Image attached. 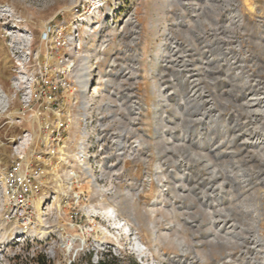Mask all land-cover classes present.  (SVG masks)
<instances>
[{
	"label": "rangeland",
	"instance_id": "374dc122",
	"mask_svg": "<svg viewBox=\"0 0 264 264\" xmlns=\"http://www.w3.org/2000/svg\"><path fill=\"white\" fill-rule=\"evenodd\" d=\"M71 3L0 0V89L13 110L20 103L11 82V44L25 45L29 38L27 44L38 48L45 23L61 19L55 17L60 9L67 20ZM120 21L123 30L112 32L98 64L94 104L109 108L114 133L123 131L121 174L101 186L87 181L90 199L83 211L94 221L82 217L79 229L64 224L62 210L36 215L33 221L59 232L46 245L13 244L17 226L4 222L0 198V264H24L48 245H58L51 264H264L255 240L259 234L264 241V0H123ZM212 53L222 60L207 63ZM193 79L197 97L190 96ZM3 120L0 115V172L14 156L8 138L27 127L8 128ZM187 134L191 139L183 142ZM68 149L73 153L75 144ZM184 169L188 183L181 195ZM226 171L237 183L226 179ZM107 206L131 235L105 232L115 233L103 213ZM215 225L230 226L229 240L221 232L214 238ZM135 236L146 257L132 249ZM67 240L68 250L61 246Z\"/></svg>",
	"mask_w": 264,
	"mask_h": 264
},
{
	"label": "built area",
	"instance_id": "2783aa9c",
	"mask_svg": "<svg viewBox=\"0 0 264 264\" xmlns=\"http://www.w3.org/2000/svg\"><path fill=\"white\" fill-rule=\"evenodd\" d=\"M64 13L58 10L55 17L61 15V19L45 23L38 48L32 49L26 41L11 50L17 109L11 108L10 97L0 89L2 126L27 124L21 134L8 138L14 156L0 172L2 216L4 222L17 226L16 246L56 241L59 232L53 225L33 221L42 210L44 214L52 209L64 211V224L72 229L80 228L82 217L94 221L93 215L83 211L90 199L87 181L101 186L105 179L113 182L122 171L123 131H112L109 108L101 109L94 101L100 83L98 64L112 32L123 30V0H72L67 20ZM99 51L100 56L96 55ZM87 57L92 67L85 72L82 66ZM69 144H75L73 153ZM37 200L42 201L39 211ZM31 232L39 233L40 239ZM69 244L61 246L68 250ZM56 246L48 245L30 259L42 255L51 264Z\"/></svg>",
	"mask_w": 264,
	"mask_h": 264
},
{
	"label": "bare ground",
	"instance_id": "6f19581e",
	"mask_svg": "<svg viewBox=\"0 0 264 264\" xmlns=\"http://www.w3.org/2000/svg\"><path fill=\"white\" fill-rule=\"evenodd\" d=\"M6 11H8L7 9H5ZM8 14V13H7ZM11 15V14H10ZM236 17L238 16V14H236L235 15ZM239 17V16H238ZM130 20V19H129ZM240 20V19H239ZM130 21H132V20H130ZM12 28H15V27H12ZM15 34H16V32H15ZM14 34V32L12 31V32H9L8 33V35L11 37V41H12V39H15V35ZM18 36L19 37H22L23 39H24V37H25V35L23 34V33H18ZM30 36V35H29ZM26 38H28V37H26ZM167 38H170V34L168 35V37ZM166 38V39H167ZM29 39V38H28ZM23 41V40H22ZM13 42H15V41H13ZM13 47H15L14 45V43H12L11 44ZM20 45V44H19ZM178 44H177V42H175V41H173V42H171V45H170V55L173 57V59L176 57V53L177 52H175L176 50H177V46ZM230 49V47H226L225 49H222V51H226V49ZM213 55L215 54V53H212ZM184 56H187V54L186 55H184ZM178 59V58H177ZM90 60H91V58L90 57H87L86 59H85V64L82 66V68H83V70L85 71V72H87L91 67H92V65H91V63H90ZM181 60V59H180ZM218 61V62H220V60H222V58H221V56H220V54L219 53H216L215 54V57L214 56H208L207 57V63H209V62H212V61ZM173 61V60H172ZM175 62H177V60H175ZM174 62V63H175ZM234 60H232V59H229L228 60V62H227V65L228 66H230V65H232L233 66V64H234ZM177 64V63H176ZM196 83V81H195V79H193V83H192V86H191V93H190V96H199V93H197V90L195 89V87H194V84ZM162 89V88H161ZM163 89H164V87H163ZM162 89V90H163ZM169 96V92H165L164 93V96L163 97H165L164 99H165V101L167 100V97ZM165 106H167V104H165ZM165 113H166V111H165ZM165 116V115H164ZM201 119H203V117H200ZM172 137H174V135H172V133L171 134H169L168 135V139H171ZM195 137V136H194ZM190 137H189V134H187L186 136L184 135V136H182V141L183 142H185V141H187L188 139H189ZM195 138H197V137H195ZM191 139V138H190ZM192 142H195V141H193L192 140ZM202 143V142H201ZM201 145V144H200ZM215 147H213V150H215L216 148H219V144H217V145H214ZM201 147V146H200ZM199 147V148H200ZM201 149V148H200ZM212 150V151H213ZM81 165H83L85 168H88L89 167V164H88V162H83V163H81ZM214 172V174L215 175H217L218 176V172L216 171V170H214L213 171ZM189 174V173H188ZM226 179H229V181L231 182V183H237V181H235V176H233V173L231 172V171H226ZM90 178V180H92V182H94V178L93 177H89ZM182 183H181V185L179 184L178 186V189H179V193L181 194V195H184L185 194V192H186V189H185V186H186V184L188 183L187 181V172H186V170L184 169V171L182 172V174H181V177H180V179H179ZM246 180L247 179H242L241 180V183H246ZM187 183H186V182ZM185 182V183H184ZM220 184H222L223 185V183H220ZM97 185V184H96ZM222 185L220 186V187H222ZM97 186H99V185H97ZM219 187V188H220ZM214 192V191H213ZM36 206H37V209H38V211L40 210V208L42 207L41 206V204H39V202L38 201H36ZM41 206V207H40ZM103 209V208H102ZM260 212H261V210H260ZM103 213L105 214V216L108 218V221L110 222V226L109 227H111V229L112 230H114L115 231V233H113V232H111L110 230H109V232H108V230H106L105 229V232L106 233H109V235H112L113 237H115V235L116 234H118L119 236H123V234H125L126 235V237H127V235H131V233H130V230L127 228V227H125L124 225H123V223L121 222V220H119V219H117V217H116V209L114 208V207H112V206H107V207H105L104 208V211H103ZM222 223H224V222H222ZM257 223V222H256ZM216 226V233L214 234V238H216L217 237V235H218V233L219 232H221L222 234H223V238L224 239H227V240H229V237H227V235H232L230 232H232L233 230L232 229H229L228 227H230V226H226V227H224L223 225H220V226H218V225H215ZM255 227H256V232H257V228H258V225L256 224L255 225ZM227 228L229 229V230H227ZM225 229L227 230V231H225ZM37 232V231H36ZM113 233V234H112ZM259 235V234H258ZM258 235H256V238H255V240H256V242H258L256 245L259 247V250H261V252H262V257L264 258V241H263V239H261ZM118 237V236H117ZM133 240L134 241H132V244H133V250L134 251H136V252H138L139 254H140V256H142V257H146V254H145V252H144V250H143V248L141 247V244H140V242H139V240L137 239V237L135 236V237H133ZM156 240H158L157 239V237H156Z\"/></svg>",
	"mask_w": 264,
	"mask_h": 264
},
{
	"label": "trees",
	"instance_id": "16d2710c",
	"mask_svg": "<svg viewBox=\"0 0 264 264\" xmlns=\"http://www.w3.org/2000/svg\"><path fill=\"white\" fill-rule=\"evenodd\" d=\"M29 263H31V264H34V263H36V264H48L47 263V260L42 255L36 256L34 258V260L33 259L32 260L30 259L29 261H26V263H24V264H29ZM105 263L106 262H104V260H99L97 264H105ZM110 264H113V263L110 262Z\"/></svg>",
	"mask_w": 264,
	"mask_h": 264
},
{
	"label": "crops",
	"instance_id": "0c3cea01",
	"mask_svg": "<svg viewBox=\"0 0 264 264\" xmlns=\"http://www.w3.org/2000/svg\"><path fill=\"white\" fill-rule=\"evenodd\" d=\"M29 40V39H28ZM28 40H26L28 42ZM11 59V58H10Z\"/></svg>",
	"mask_w": 264,
	"mask_h": 264
}]
</instances>
